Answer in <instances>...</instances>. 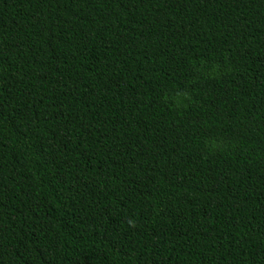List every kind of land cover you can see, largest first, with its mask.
<instances>
[{
    "label": "trees",
    "instance_id": "16d2710c",
    "mask_svg": "<svg viewBox=\"0 0 264 264\" xmlns=\"http://www.w3.org/2000/svg\"><path fill=\"white\" fill-rule=\"evenodd\" d=\"M0 264H264V0H0Z\"/></svg>",
    "mask_w": 264,
    "mask_h": 264
}]
</instances>
